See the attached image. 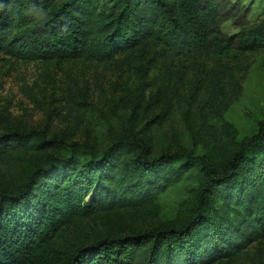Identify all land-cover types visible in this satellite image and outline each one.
Segmentation results:
<instances>
[{"label":"trees","instance_id":"16d2710c","mask_svg":"<svg viewBox=\"0 0 264 264\" xmlns=\"http://www.w3.org/2000/svg\"><path fill=\"white\" fill-rule=\"evenodd\" d=\"M223 18L221 0H0V47L58 66L117 56L130 63L136 53H150L176 85L191 73L204 100L225 109L241 94L248 60L264 53V21L226 35ZM64 72L73 93L76 74ZM206 149L196 155L180 145L154 154L146 138L128 132L99 149L50 139L0 113V164L29 158L20 182L0 183V264H222L249 257L264 243V120L251 137L229 133ZM194 171L200 181L179 226L91 244L58 240L76 217L155 205Z\"/></svg>","mask_w":264,"mask_h":264},{"label":"rangeland","instance_id":"374dc122","mask_svg":"<svg viewBox=\"0 0 264 264\" xmlns=\"http://www.w3.org/2000/svg\"><path fill=\"white\" fill-rule=\"evenodd\" d=\"M237 1L247 9L234 8ZM221 3V27L226 35L238 33L248 22L264 21V0ZM136 54L130 63L125 56H117L107 63L58 66L0 47V113L12 125L35 129L50 139L90 142L99 149L107 146L111 136L128 132L146 138L154 154L181 145L202 155L207 152L206 145L213 147L220 136L251 137L264 120V53L248 60L241 94L225 109L213 108L204 100L191 73L183 85H176L168 78L162 58ZM67 69L76 74L73 93L67 85ZM28 162L24 156L22 162L0 164V183L16 185ZM199 181L194 171L150 207L121 208L107 217H76L58 240L71 246L91 244L106 237L131 236L155 225L179 226L188 215ZM256 248L252 246L255 253L249 257L222 264H255L253 257L264 264V243Z\"/></svg>","mask_w":264,"mask_h":264}]
</instances>
